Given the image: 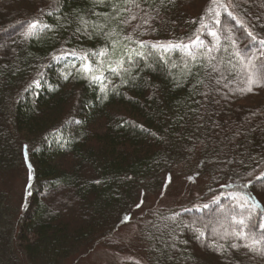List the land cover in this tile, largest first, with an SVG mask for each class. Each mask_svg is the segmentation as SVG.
I'll return each instance as SVG.
<instances>
[{
  "label": "trees",
  "instance_id": "1",
  "mask_svg": "<svg viewBox=\"0 0 264 264\" xmlns=\"http://www.w3.org/2000/svg\"><path fill=\"white\" fill-rule=\"evenodd\" d=\"M136 2L0 0V264L95 246L125 264H264V79L248 91L235 55L264 61L248 36L264 39V0ZM33 21L48 27L26 36ZM197 36L195 59L166 47ZM23 165L16 208L4 186ZM179 176L202 179L195 205L143 209Z\"/></svg>",
  "mask_w": 264,
  "mask_h": 264
},
{
  "label": "rangeland",
  "instance_id": "2",
  "mask_svg": "<svg viewBox=\"0 0 264 264\" xmlns=\"http://www.w3.org/2000/svg\"><path fill=\"white\" fill-rule=\"evenodd\" d=\"M5 183L4 187L11 197L12 204L18 208L29 192L27 167L23 165V168L8 175ZM201 185L202 179L198 177H172L164 183L162 190L143 199V209L172 208L174 206L193 204L201 195ZM133 225L134 223L120 226L116 231V236L125 243L130 242L132 235L134 236L136 232ZM134 245L136 244L130 243L131 247ZM129 259L127 255L112 252L101 246H95L67 260L64 264H125Z\"/></svg>",
  "mask_w": 264,
  "mask_h": 264
},
{
  "label": "snow or ice",
  "instance_id": "3",
  "mask_svg": "<svg viewBox=\"0 0 264 264\" xmlns=\"http://www.w3.org/2000/svg\"><path fill=\"white\" fill-rule=\"evenodd\" d=\"M99 2L103 3L104 0H99ZM123 2H124L125 4H128V3H134V4H136L137 7L140 6V5L136 2V0H123ZM211 2H212V3H215V0H211ZM221 6H223V5H221ZM219 15H220V13L217 12V13H216V16L219 17ZM228 15L231 16V13L229 12ZM132 19H135V16H133ZM203 19H204V17H201V24H202L203 27H207L206 25L203 24ZM124 23H128V21L125 20ZM217 23H220V21L217 20ZM38 27H40V28H46V27H48V25H46V24H38L37 21H33V22H31V23L28 25V30H27V32L25 33V35L27 36V35H33V34H35V31H36V29H37ZM208 35H211V36H213V37H215V38L218 39V37H217V33H216V32H209ZM248 36H250V37L252 38V45H251L252 47H255L257 43H258L259 45L264 46V39H258V38H257L253 33H251V32L248 33ZM126 38H127L128 40H131V39H132L131 36H128V37H126ZM197 42H200V43L202 44V41H200L199 36H197V38H196L195 41H190L189 44H169V45H167L166 47H172V48H183V49H186V50H188L186 54L189 55L192 59H195V58H196V53L192 52V51H191V48H192V46H193L194 44H196ZM141 47H143V43H142V42H141ZM154 47H155V46H154ZM160 47H165V46L160 45ZM249 50H250V49H249L248 47H246V48L243 49L241 52H237V53H235V55H237V56H244V57L247 58V60H248V63H247V70H248L249 75L247 76V83H248V85H249V88H248L247 90H248V91H251V90H252V89H251V85H252V84H254V83H259V80H260V79H264V61H260V62H258V63L253 64V61L257 60L258 58H257L255 55H253L252 57L248 58V57H247V53H248ZM103 54H104V53L101 52L99 55H103ZM73 55H75V54L73 53ZM142 55H143L142 53H137V56H142ZM261 55L264 56V51L261 52ZM80 59L86 61V60H87V57H86V56H81ZM129 62H131V60H129ZM122 63H123L122 61L118 62L117 67H115V68H111V71H113V72H117V73H118V71L121 69V65H122ZM81 70L84 71L85 73H91V72H93V68H92L91 65H89L88 63H83V64L81 65ZM92 79H94V80H99L100 77H99V76H95V75H93V76H92ZM234 198H235V197H234ZM241 198H242V199H250V197H247L246 195H243ZM205 207H207V205H205ZM234 220H235L236 223H239V224L242 225V226L245 224L244 219L236 220V219L234 218ZM260 227H261V229H264V225H260ZM249 231H250V232H254V231H255V228H249ZM241 234H243V233H241ZM201 235H203V234L201 233ZM253 239H254V243H255V242H256V241H255V238H253Z\"/></svg>",
  "mask_w": 264,
  "mask_h": 264
}]
</instances>
